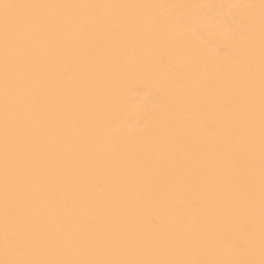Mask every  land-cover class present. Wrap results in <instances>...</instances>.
I'll list each match as a JSON object with an SVG mask.
<instances>
[{"label": "bare ground", "instance_id": "obj_1", "mask_svg": "<svg viewBox=\"0 0 264 264\" xmlns=\"http://www.w3.org/2000/svg\"><path fill=\"white\" fill-rule=\"evenodd\" d=\"M9 2L158 6L49 9L26 38L13 72L23 91L24 115L13 116L23 168L10 218L30 236L26 255L259 261V8L244 6L260 0ZM3 91L0 38V258Z\"/></svg>", "mask_w": 264, "mask_h": 264}, {"label": "snow or ice", "instance_id": "obj_2", "mask_svg": "<svg viewBox=\"0 0 264 264\" xmlns=\"http://www.w3.org/2000/svg\"><path fill=\"white\" fill-rule=\"evenodd\" d=\"M154 5H66V4H36L13 3L9 0H0V38L3 46L4 71V120H3V152H4V247L0 264H221L216 261H203L184 258H52L45 251H33V255H26L31 246L29 234L20 235L11 225L10 218L15 215L12 207L16 193L14 186L19 183L23 168V159L18 157L15 141L20 134V128L13 122V116L24 115L22 107L23 91L16 85L13 72L22 51L25 40L31 35L35 26L47 17L49 9H95V8H155ZM239 7V6H235ZM248 8H259V65H258V113H259V176H260V253L259 261H236L231 264H264V0L257 5H245ZM256 55L255 39L249 44L248 50V93H247V126L245 135L247 140V155L249 169L255 166L256 154ZM230 106H226L228 108ZM49 249L52 246H48Z\"/></svg>", "mask_w": 264, "mask_h": 264}]
</instances>
